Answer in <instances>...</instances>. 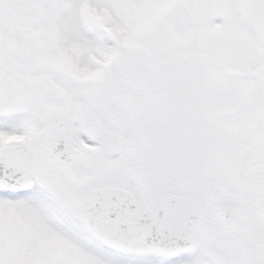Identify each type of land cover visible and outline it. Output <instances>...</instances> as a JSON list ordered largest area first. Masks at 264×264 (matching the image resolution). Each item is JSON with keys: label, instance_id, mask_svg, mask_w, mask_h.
<instances>
[{"label": "snow or ice", "instance_id": "6c2138e0", "mask_svg": "<svg viewBox=\"0 0 264 264\" xmlns=\"http://www.w3.org/2000/svg\"><path fill=\"white\" fill-rule=\"evenodd\" d=\"M0 264H264V0H0Z\"/></svg>", "mask_w": 264, "mask_h": 264}]
</instances>
